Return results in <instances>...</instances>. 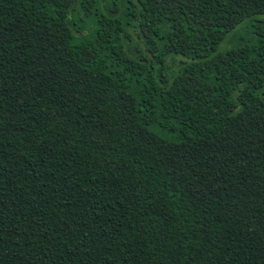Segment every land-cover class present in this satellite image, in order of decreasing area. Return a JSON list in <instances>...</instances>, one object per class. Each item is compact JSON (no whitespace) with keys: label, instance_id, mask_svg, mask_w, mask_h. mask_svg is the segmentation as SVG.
Instances as JSON below:
<instances>
[{"label":"trees","instance_id":"1","mask_svg":"<svg viewBox=\"0 0 264 264\" xmlns=\"http://www.w3.org/2000/svg\"><path fill=\"white\" fill-rule=\"evenodd\" d=\"M105 1L0 0V264H264V0Z\"/></svg>","mask_w":264,"mask_h":264},{"label":"rangeland","instance_id":"2","mask_svg":"<svg viewBox=\"0 0 264 264\" xmlns=\"http://www.w3.org/2000/svg\"><path fill=\"white\" fill-rule=\"evenodd\" d=\"M110 1L111 0H106L104 3H103V7L105 6L106 8L109 7L110 5ZM112 3H114L112 1ZM110 7L112 9H118V14L119 16H123L124 15V7L120 4L119 6L115 7L114 5H110ZM259 22H263L264 23V17H261V18H257L255 20H250L248 22H246L244 24V26H241L240 28H238L237 30L233 31L232 33H230L226 39V41L220 46L219 50L220 51H223V50H226V49H229V48H232L234 46V42H235V39L236 38H245L247 36V28H249L251 31L253 28H251V26L253 25H257L259 24ZM132 37L135 41H137L140 45V47L142 49H144V46L143 44L139 41V38L137 36V34L135 33H132Z\"/></svg>","mask_w":264,"mask_h":264}]
</instances>
